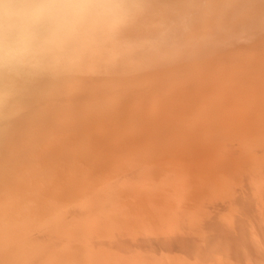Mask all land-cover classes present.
Wrapping results in <instances>:
<instances>
[{
	"label": "bare ground",
	"instance_id": "1",
	"mask_svg": "<svg viewBox=\"0 0 264 264\" xmlns=\"http://www.w3.org/2000/svg\"><path fill=\"white\" fill-rule=\"evenodd\" d=\"M0 264H264V0H0Z\"/></svg>",
	"mask_w": 264,
	"mask_h": 264
},
{
	"label": "clouds",
	"instance_id": "2",
	"mask_svg": "<svg viewBox=\"0 0 264 264\" xmlns=\"http://www.w3.org/2000/svg\"><path fill=\"white\" fill-rule=\"evenodd\" d=\"M64 10H74V9H64Z\"/></svg>",
	"mask_w": 264,
	"mask_h": 264
}]
</instances>
